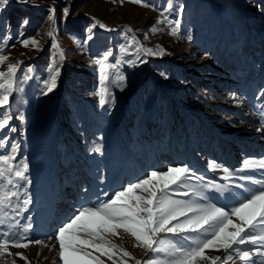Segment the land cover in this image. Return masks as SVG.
Listing matches in <instances>:
<instances>
[{
	"label": "rangeland",
	"instance_id": "rangeland-1",
	"mask_svg": "<svg viewBox=\"0 0 264 264\" xmlns=\"http://www.w3.org/2000/svg\"><path fill=\"white\" fill-rule=\"evenodd\" d=\"M144 3L148 6L129 0L123 4L120 0H8L6 5L0 4V54L9 56L0 71H6L7 63L22 62L10 104L0 108V122L7 121L0 127V156L9 157L7 164L0 161V170L4 171L0 196L8 194L0 204V217L5 221L0 225V239L9 232L14 237L26 235L28 240L41 241L27 248L9 246L12 255L0 256V264H63L54 239L58 228L79 208L106 201L153 171L188 166V175L158 195L166 194L193 206L215 204L229 213L250 192L261 188L264 168L260 170L259 165L264 162V150L256 152L250 147L244 151L240 140L235 150L238 155L228 160L216 149L201 152V148L210 146L208 141L215 142V137L195 105L204 90L245 94L247 86L254 87L250 76L262 71L264 62V0ZM21 7L27 11L16 16ZM53 14L54 22L48 19ZM175 27L178 32L172 35ZM50 30L63 50V59L48 36ZM31 38L38 41L37 48L31 43L28 47L20 44ZM165 38L192 46L207 58L208 63L195 70L201 75L167 57L162 42ZM158 48L165 54L147 52ZM106 52L112 53L103 61L110 78L102 84L97 61ZM50 65L59 68V75L56 88L45 94ZM210 67L222 70L224 76L206 83L203 79ZM120 75L123 81L118 80ZM102 87L108 89V102L103 106L99 102ZM246 160L255 167L246 168ZM24 163L28 165L25 178L19 179L15 171L23 170ZM210 165H220L221 177L203 170ZM224 194L231 200L225 202ZM25 199L30 201L28 205H24ZM42 207L47 212L38 216ZM185 219L179 216L173 223ZM231 219L239 223L236 217ZM251 231L264 236V223L259 218L253 221ZM117 232L105 235L116 246L112 259L94 249L84 250L103 264H121V260L126 264H170V243L179 241L187 246L204 238L197 232H161L154 237V247L163 250L153 252L123 229ZM185 235L190 239L185 241ZM81 237L86 238L83 234ZM236 247L250 250L254 264H264V241L259 240L255 244L246 240L228 250L206 249L205 255L221 257L217 264H246L239 259ZM121 250L129 257H124ZM17 252L26 259L16 256ZM197 264L211 261L198 260Z\"/></svg>",
	"mask_w": 264,
	"mask_h": 264
},
{
	"label": "snow or ice",
	"instance_id": "snow-or-ice-1",
	"mask_svg": "<svg viewBox=\"0 0 264 264\" xmlns=\"http://www.w3.org/2000/svg\"><path fill=\"white\" fill-rule=\"evenodd\" d=\"M20 2V0H18ZM24 3H30L31 0H22ZM115 2V0H113ZM131 3L148 6L144 0H129ZM171 2V0H170ZM8 0H0V4L6 5ZM123 4L124 0H120ZM183 10V6H180ZM50 12L54 10L50 9ZM65 16L68 10H64ZM48 19L55 21V16L50 15ZM165 19H167L165 17ZM27 24L28 21H23ZM159 23V21H158ZM177 26L179 21L175 22ZM101 28L105 27L103 24L99 25ZM131 31V29H128ZM153 31H156L154 28ZM178 27L172 29V35H176ZM48 36L53 39V47L59 49V55L63 59V50L60 45L55 42L53 31L48 32ZM191 40V35L187 36ZM31 43L32 47H38V41L35 38L23 39L20 44L23 47H28ZM15 45H13L14 47ZM3 49H0L2 52ZM147 52L152 55H164L163 48H158V51L153 52L148 49ZM111 52L104 53L103 59L98 60L100 64V78L101 83L109 80V74L106 73L107 65L103 63L106 61ZM9 60V56L0 54V65H4ZM21 61L17 63H7L6 71H0V108H4L10 104L9 97L16 90V80L18 68ZM119 63V61H117ZM131 63V62H130ZM49 78L45 81L47 86V93H51L57 86V77L59 75V68L55 65L49 66ZM167 78V77H165ZM119 81L124 80V76L118 77ZM108 89L102 87L99 92V102L103 106L108 102ZM6 120L0 122V127H4ZM259 130V129H258ZM0 161L5 164L8 163V156H0ZM255 167L249 165L245 161V167ZM264 167V162L260 164ZM27 163L23 164V170H16L15 176L19 179H24V173L27 171ZM11 171V165L9 166ZM188 166L169 167L166 171H153L145 178L139 179L135 183H129L126 187L116 191L114 195L106 200L98 202V204L90 207H81L75 214L68 218V221L58 228L54 239L59 244V259L63 264H103V262L92 256L90 252L84 249H94L101 255H107L108 259L113 257V249L115 245L105 239L106 234L117 235L118 229H123L129 233L139 245L145 247L150 251H162L154 247L156 241L154 237L161 232H168L175 234H182L185 232L203 233L204 238L198 241H193L187 246L181 244L179 241L170 243L173 259L170 264H197L198 260H210L211 264H217V261L222 258L219 256L209 257L205 255L206 249L223 248L225 250L233 249L234 246L243 245L245 241L253 244L257 241H264V236H257L252 233L253 221L258 218L261 223H264V187L250 192L248 197H245L238 206L232 208L229 213L223 207H217L215 204H195L194 206L185 201H178L170 199L165 195H158L164 192L170 185H176L182 176H186L190 172ZM227 172V169H225ZM4 176V171L0 170V177ZM246 179H251L246 177ZM253 183H261L253 180ZM9 184H13L11 179H8ZM15 186V185H14ZM186 194V193H185ZM15 196L16 193H11ZM8 194L0 196V204L7 198ZM24 205L30 203L29 200L23 201ZM189 213L191 217L189 218ZM179 216H184L186 219L182 223H173ZM236 217L239 223H234L231 217ZM4 218L0 217V225L4 224ZM30 227V225L28 226ZM233 229L229 231V229ZM211 229V232H209ZM81 234L84 237L82 238ZM3 239H0V256L5 254L12 255L8 251L9 246L13 248H27L29 244H40L39 240H28L26 235L12 236L9 232L2 234ZM185 241L190 237L183 236ZM26 241V242H24ZM99 241V243H97ZM163 243V241H161ZM239 259L246 262V264H254L250 259V250H244L239 247L235 248ZM124 257H129L127 251L121 250ZM21 259H26L22 253H15ZM15 264V261H12ZM121 264H126V261L121 260ZM136 264H141L137 261ZM148 264H155L149 261Z\"/></svg>",
	"mask_w": 264,
	"mask_h": 264
},
{
	"label": "bare ground",
	"instance_id": "bare-ground-1",
	"mask_svg": "<svg viewBox=\"0 0 264 264\" xmlns=\"http://www.w3.org/2000/svg\"><path fill=\"white\" fill-rule=\"evenodd\" d=\"M162 42L167 48V57L184 65L187 67V71L190 70L193 74H198L199 71L195 70H198L199 66L208 63L207 58L192 46H185L182 42L174 44L172 40L166 38L162 39ZM262 67V71L251 74L249 81L255 85L254 87L247 86L248 92L245 94H235L228 90L215 91L212 88H210L211 91L204 90L201 94V98L196 102L195 109L198 115L210 124L211 129L208 130L213 138L215 137V142L212 144L208 141L210 146L201 148V152H210L216 149L218 155L224 160H228L238 155L235 150L240 145V142H238L240 140L244 142L242 145L244 151L250 147L256 152L264 150V62ZM199 75H201L200 72ZM206 75H204L203 81L208 83L216 80V78L223 77L224 73L222 70L217 71L216 68L210 67ZM191 107L194 109V105ZM186 152V149H184L183 153L186 154ZM210 162L212 160L208 163ZM262 168L264 167L259 165V169ZM203 170H207V173L211 176L221 177L220 165H210L209 169ZM260 187H264V182L260 184ZM52 199H54V194L51 196V202ZM223 199H225V202L231 200L228 194H224ZM46 212V209L42 207L37 214L40 216V214H46Z\"/></svg>",
	"mask_w": 264,
	"mask_h": 264
},
{
	"label": "trees",
	"instance_id": "trees-1",
	"mask_svg": "<svg viewBox=\"0 0 264 264\" xmlns=\"http://www.w3.org/2000/svg\"><path fill=\"white\" fill-rule=\"evenodd\" d=\"M21 10H22V11L19 12V13H17L16 16H22V13L27 11L26 9H24V8H22V7H21ZM10 11H11V10H9V12H10ZM7 14H8V13H7ZM11 14H12V13H9V15H11Z\"/></svg>",
	"mask_w": 264,
	"mask_h": 264
}]
</instances>
